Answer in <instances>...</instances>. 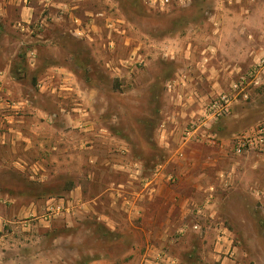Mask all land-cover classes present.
Listing matches in <instances>:
<instances>
[{"label":"rangeland","instance_id":"obj_1","mask_svg":"<svg viewBox=\"0 0 264 264\" xmlns=\"http://www.w3.org/2000/svg\"><path fill=\"white\" fill-rule=\"evenodd\" d=\"M227 8H242L248 26H264V0H0V264H90L97 257L93 214L76 209L75 191L86 202L98 174L120 181L130 159L150 174L164 158L156 129L191 106V85L211 92L206 64L219 61L221 47H211L210 34ZM256 37L264 46V34ZM259 52L246 50L231 81ZM255 81L223 120L230 138L264 122V75ZM51 198L69 201V214L45 220ZM248 207L217 213L239 239L215 250L214 241L191 236V244L163 251L164 262L262 263L264 241H253L252 224L264 220V210ZM113 243L105 246L109 257L127 247L123 239Z\"/></svg>","mask_w":264,"mask_h":264},{"label":"crops","instance_id":"obj_2","mask_svg":"<svg viewBox=\"0 0 264 264\" xmlns=\"http://www.w3.org/2000/svg\"><path fill=\"white\" fill-rule=\"evenodd\" d=\"M243 13L242 8L234 11L227 8L219 14L220 26L210 34V44L213 48L216 47L213 42L220 45L221 53L216 55L220 59L215 63L209 60L204 74L211 92L205 95L191 85V97L187 99L191 106L180 107L162 120L154 138L165 156L154 170L145 173L141 160L130 159L127 174H122L120 181L97 175V188L90 200L84 202L80 191H75L76 209L93 214V234L101 244L90 264H166L163 251L191 244V236L214 241L218 250V246L226 247L230 239L243 236L229 228L231 222L227 218L218 217L219 211H228L230 205L239 209L250 206L256 212L264 210V153L235 156L227 149L212 148L204 141L183 143L188 122L203 111V98L231 85V77L242 66L246 50L255 57L264 50L256 37L264 34V26L256 29L246 25ZM258 47L261 49L257 50ZM231 115L230 111L211 129L226 146L231 144L232 137L227 135L228 126L223 120ZM195 224L199 227L197 233L191 229ZM252 228L253 241L263 242L264 220L256 221ZM119 239H123L127 247L113 260L105 246ZM178 257L173 254V260ZM210 257L218 259L220 256L210 251ZM260 260L254 264H264Z\"/></svg>","mask_w":264,"mask_h":264},{"label":"built area","instance_id":"obj_3","mask_svg":"<svg viewBox=\"0 0 264 264\" xmlns=\"http://www.w3.org/2000/svg\"><path fill=\"white\" fill-rule=\"evenodd\" d=\"M186 1L190 0H180L182 3ZM169 2L170 0H160L161 4ZM261 74L264 75V56L254 60L247 73L240 74L236 81H232L229 91L223 90L210 96L205 107L202 108V113L195 120L192 119L188 122L183 132V143L190 140L204 141L212 148L227 149L235 156H243L252 152L264 153V122L236 133L232 136L231 144L228 146L211 132L212 124L225 116L233 103L248 98L245 91L246 84L255 81L256 76ZM68 202L63 198L49 199L46 202L45 220L49 221L57 216L69 214ZM191 229L196 233L199 232V227L196 224Z\"/></svg>","mask_w":264,"mask_h":264}]
</instances>
